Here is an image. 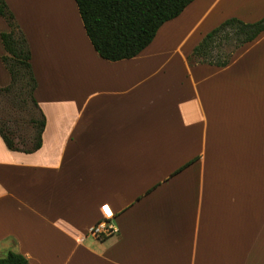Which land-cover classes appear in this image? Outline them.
Returning <instances> with one entry per match:
<instances>
[{
  "label": "crops",
  "instance_id": "1",
  "mask_svg": "<svg viewBox=\"0 0 264 264\" xmlns=\"http://www.w3.org/2000/svg\"><path fill=\"white\" fill-rule=\"evenodd\" d=\"M31 50L42 147L0 136V258L30 264H264V33L228 65L192 63L264 0H194L138 56L95 51L75 0H5ZM0 87L11 83L2 57ZM109 205L118 233L90 230Z\"/></svg>",
  "mask_w": 264,
  "mask_h": 264
},
{
  "label": "trees",
  "instance_id": "2",
  "mask_svg": "<svg viewBox=\"0 0 264 264\" xmlns=\"http://www.w3.org/2000/svg\"><path fill=\"white\" fill-rule=\"evenodd\" d=\"M86 33L99 56L111 62L132 59L155 39L159 29L177 18L194 0H75ZM0 16L9 31L1 34L5 49L2 62L11 76L0 96L11 106L13 119L0 118V136L9 150L32 154L42 147L46 117L35 98L38 83L31 65L28 40L5 0H0ZM264 33V18L245 23L231 18L209 33L195 48L192 63L209 62L219 67L229 64L241 47L254 42ZM224 45L234 50L215 53ZM222 51V49H221ZM29 116V118H26ZM17 126L27 133H17ZM0 264H30L22 254L9 252Z\"/></svg>",
  "mask_w": 264,
  "mask_h": 264
},
{
  "label": "built area",
  "instance_id": "3",
  "mask_svg": "<svg viewBox=\"0 0 264 264\" xmlns=\"http://www.w3.org/2000/svg\"><path fill=\"white\" fill-rule=\"evenodd\" d=\"M107 209V210H106ZM103 218L90 230V234L97 240H104L107 237L118 233L117 227L112 223L115 217L109 205L101 207Z\"/></svg>",
  "mask_w": 264,
  "mask_h": 264
},
{
  "label": "rangeland",
  "instance_id": "4",
  "mask_svg": "<svg viewBox=\"0 0 264 264\" xmlns=\"http://www.w3.org/2000/svg\"><path fill=\"white\" fill-rule=\"evenodd\" d=\"M221 49L220 51L218 50L215 53H222L225 56L226 54H229V52H232L234 50L232 46L227 45H224ZM14 117H16V115L13 113L11 106L8 104V101H6L3 97L0 96V118L6 120L13 119ZM26 118H29V116H26ZM12 124H14L18 134L24 135L27 133V131L23 127L17 126L14 122H12Z\"/></svg>",
  "mask_w": 264,
  "mask_h": 264
},
{
  "label": "snow or ice",
  "instance_id": "5",
  "mask_svg": "<svg viewBox=\"0 0 264 264\" xmlns=\"http://www.w3.org/2000/svg\"><path fill=\"white\" fill-rule=\"evenodd\" d=\"M107 210V209H106Z\"/></svg>",
  "mask_w": 264,
  "mask_h": 264
}]
</instances>
